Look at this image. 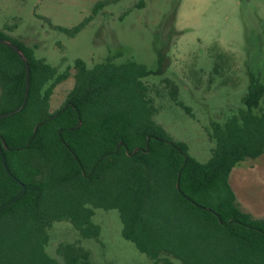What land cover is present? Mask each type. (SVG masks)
I'll use <instances>...</instances> for the list:
<instances>
[{
	"label": "trees",
	"instance_id": "trees-1",
	"mask_svg": "<svg viewBox=\"0 0 264 264\" xmlns=\"http://www.w3.org/2000/svg\"><path fill=\"white\" fill-rule=\"evenodd\" d=\"M85 24L57 29L74 37ZM0 37L30 67L25 107L0 119V264H59L46 251L49 229L69 222L83 238H98L96 209L118 210L123 238L154 264H264V219L242 210L229 182L235 167L264 155L259 78L250 76L238 113L213 126L215 147L203 164L157 123L145 65L77 60L74 87L52 112L70 67L60 72L24 41ZM26 81L25 61L0 44V116L22 105ZM162 83L184 107L178 86ZM58 254L65 264H89L75 244Z\"/></svg>",
	"mask_w": 264,
	"mask_h": 264
},
{
	"label": "rangeland",
	"instance_id": "rangeland-1",
	"mask_svg": "<svg viewBox=\"0 0 264 264\" xmlns=\"http://www.w3.org/2000/svg\"><path fill=\"white\" fill-rule=\"evenodd\" d=\"M85 22L74 37L57 29ZM0 31L34 47L60 72L70 67L71 76L54 91L52 112L74 87L77 60L88 67L109 59L145 65L153 73L144 81L156 89L157 123L203 164L215 147L210 131L243 107L250 76L264 84V0H0ZM163 79L178 86L184 107ZM237 174L262 182L258 167ZM93 223L101 229L94 239L69 222L53 224L47 253L65 264L58 248L75 244L88 252L89 264H154L123 238L118 210L96 209Z\"/></svg>",
	"mask_w": 264,
	"mask_h": 264
},
{
	"label": "crops",
	"instance_id": "crops-1",
	"mask_svg": "<svg viewBox=\"0 0 264 264\" xmlns=\"http://www.w3.org/2000/svg\"><path fill=\"white\" fill-rule=\"evenodd\" d=\"M255 167L261 169L260 177L263 183L250 184L246 176L237 174L240 169L252 170ZM229 182L242 210L255 219H264V155L255 160H247L235 167L230 174ZM247 195H250L251 200L245 198Z\"/></svg>",
	"mask_w": 264,
	"mask_h": 264
},
{
	"label": "water",
	"instance_id": "water-1",
	"mask_svg": "<svg viewBox=\"0 0 264 264\" xmlns=\"http://www.w3.org/2000/svg\"><path fill=\"white\" fill-rule=\"evenodd\" d=\"M0 44H3L5 46L11 48L16 54H18L25 61L26 69H27V81H26V91H25L24 101H23L22 105L17 110H15V111H13L11 113H8V114H3V115L0 116V119H4V118H7V117H9L11 115H15V114L19 113L25 107V105H26V103L28 101V98H29V90H30V67H29V64L27 63V61L25 60L23 54L20 52V49L18 48V46H16L13 43H10V42L5 41L1 37H0Z\"/></svg>",
	"mask_w": 264,
	"mask_h": 264
}]
</instances>
